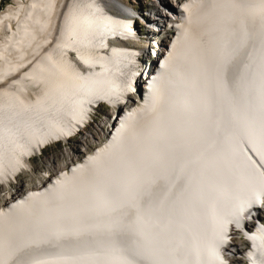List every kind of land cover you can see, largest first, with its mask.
Instances as JSON below:
<instances>
[{
    "label": "bare ground",
    "instance_id": "1",
    "mask_svg": "<svg viewBox=\"0 0 264 264\" xmlns=\"http://www.w3.org/2000/svg\"><path fill=\"white\" fill-rule=\"evenodd\" d=\"M130 2L0 0V264H264V0Z\"/></svg>",
    "mask_w": 264,
    "mask_h": 264
},
{
    "label": "rangeland",
    "instance_id": "2",
    "mask_svg": "<svg viewBox=\"0 0 264 264\" xmlns=\"http://www.w3.org/2000/svg\"><path fill=\"white\" fill-rule=\"evenodd\" d=\"M11 0H2V5H4V4H6V3H8V2H10ZM127 2H130V1H132V0H126ZM131 3V2H130ZM1 9V8H0ZM106 107H103L102 109H101V111H100V113H102L103 111H105L104 109H105ZM62 146V145H61ZM60 145H59V147H57L56 149H58V148H60L61 147ZM54 150V148H52V147H49V148H47L46 150H44V154L45 155H48V154H50L52 151ZM240 237V236H239ZM248 245V244H247Z\"/></svg>",
    "mask_w": 264,
    "mask_h": 264
}]
</instances>
